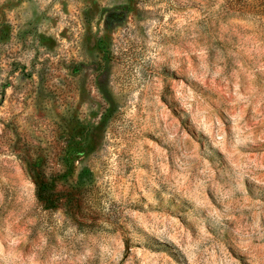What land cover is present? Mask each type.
Returning <instances> with one entry per match:
<instances>
[{
	"label": "rangeland",
	"instance_id": "rangeland-1",
	"mask_svg": "<svg viewBox=\"0 0 264 264\" xmlns=\"http://www.w3.org/2000/svg\"><path fill=\"white\" fill-rule=\"evenodd\" d=\"M0 264H264V0H0Z\"/></svg>",
	"mask_w": 264,
	"mask_h": 264
}]
</instances>
